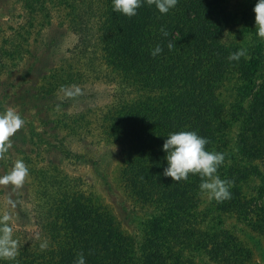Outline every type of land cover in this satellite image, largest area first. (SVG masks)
<instances>
[{"label":"trees","instance_id":"1","mask_svg":"<svg viewBox=\"0 0 264 264\" xmlns=\"http://www.w3.org/2000/svg\"><path fill=\"white\" fill-rule=\"evenodd\" d=\"M48 1L18 0L21 21L0 39V76L23 59L35 26L34 39L50 23ZM229 1L53 0L74 43L71 54L56 64L27 68L37 81L32 86L37 100L29 102L55 114L51 124L64 134L43 132L64 156L83 163L84 156L71 150V142L83 133L94 131L99 139L113 142L121 191L151 215L142 226V243L127 245L112 213L74 180L50 161L27 162V173L36 183L32 202L27 196L25 206L23 198L16 202L5 195L15 205L0 213V264H174L182 249L208 252L206 244H193L186 233L198 214V199L208 192L215 197L210 203L216 210H234L227 191H237L249 168L259 174L255 166L230 170L224 162L232 159L231 151L224 150L232 127L227 119L235 115L239 126L252 127L255 118L240 116L239 106L224 108L217 91L234 70L245 83L264 80V53L253 64L235 43L222 39L248 21L227 8ZM250 8L252 18L264 20V0ZM40 15L48 21L38 20ZM60 42L51 37L44 46L52 53ZM83 71L117 84L121 92L91 107L99 92L86 83ZM249 139L237 141L241 155L250 154ZM260 180L264 185L263 175ZM215 240L214 235L211 243ZM226 241L211 246L219 250ZM99 244L102 252L95 250ZM177 246L178 252L173 251ZM115 249L118 262L106 261V252Z\"/></svg>","mask_w":264,"mask_h":264},{"label":"rangeland","instance_id":"2","mask_svg":"<svg viewBox=\"0 0 264 264\" xmlns=\"http://www.w3.org/2000/svg\"><path fill=\"white\" fill-rule=\"evenodd\" d=\"M255 1L230 0L228 2L227 8L231 12L239 17L245 16L248 21L238 23L222 37L225 42L235 43L242 57L253 64L258 53H264V20L252 18L251 11H249ZM46 7L50 9V23H46L34 39L35 29H38L35 26L30 37L27 38L23 59L19 60L16 65L14 64L15 66L13 65L8 70L9 72L0 76V190L4 192L0 195V213L3 216V213L6 214L7 211L13 210L12 206L15 205L7 202L5 195H9L16 202L23 198L25 206L29 204L27 196L32 202L31 196L36 183L27 173V162L42 165L50 161L58 171L65 174L69 180H74L76 186L92 195L107 211L112 213L118 221L121 235L127 238L125 240L127 245L130 241L135 242L133 245H137L143 241L142 226L150 217L151 212L142 209L121 191L116 145L110 140L99 139L97 132L93 131L88 135L83 133L81 140L74 139V143L71 142V150L84 156L83 163L64 156L58 152L59 145H56V148L53 147L52 137L45 134L58 130L59 134H64L63 129L56 130L51 124V119L55 114L43 112L45 108L43 109L38 104L33 107V104L29 102V100H37L36 91L32 88L37 81H32L33 72L27 68L31 65L34 69L33 65L37 64L42 67L56 64L61 57L67 56L68 52L71 54L69 49H72L74 43L75 36L71 32L69 23L63 19L61 10L57 8L53 0L48 1ZM19 15L18 0H0V39L9 31V27L21 21ZM42 19L45 22L48 21L47 17L40 15L38 20ZM51 37L61 40V45L52 53L44 46V42ZM83 72L87 75L83 76V78L86 77V83L89 82L97 94L99 92V97L96 95L95 102L86 100L91 107H100L106 100H110L114 93L118 95L121 92L117 84L109 83L102 78L97 79L90 71ZM263 88L264 80L261 77H256L253 83H245L244 79L241 80L239 71L234 70L231 78L227 79L224 86L218 89V97L224 108L234 111L239 106L242 112L240 116L255 118L251 124L252 127L239 126L238 117L235 115L227 119L231 120L232 127L227 133L228 140L224 150L231 151L232 159H225L224 162L230 170H236L243 164L249 167L255 166L259 174L252 173L249 168L246 177L238 185L237 191H227V198L229 197L234 204V210H216L210 203L215 197L210 196L208 192L198 199L197 207L194 209L198 214L186 226V233L190 235L193 244L195 242L206 244L208 252L205 254H200L199 251L190 253L182 249L179 261L174 264H264V185L260 180V177L264 176ZM255 107L257 111L252 112ZM78 108L67 109L66 113ZM222 113L226 114V112ZM44 121H46L45 124H43ZM241 138L244 141L250 138V141L246 142L250 154L245 156L244 153L241 155L239 152L243 149L241 143L238 145L237 142ZM67 142L65 146L69 147L70 141ZM260 187L263 188L262 191L259 190ZM226 188L229 189L228 186ZM32 230H34L33 227ZM214 235L216 240H227L219 250L216 244L211 246L216 243V240L211 243ZM112 242L116 244L117 238L113 236ZM178 247H175L173 251L178 252L176 250L179 249ZM95 250L103 251L100 244ZM119 253L117 249L108 250L106 261L118 262Z\"/></svg>","mask_w":264,"mask_h":264}]
</instances>
